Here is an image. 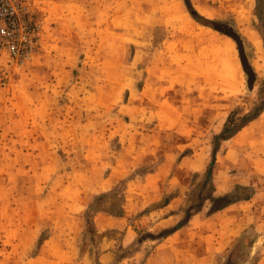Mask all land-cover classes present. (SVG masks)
Listing matches in <instances>:
<instances>
[{"label": "rangeland", "instance_id": "rangeland-1", "mask_svg": "<svg viewBox=\"0 0 264 264\" xmlns=\"http://www.w3.org/2000/svg\"><path fill=\"white\" fill-rule=\"evenodd\" d=\"M25 2L36 48L0 63V264H264V109L215 155L212 195L240 201L202 200L213 136L263 97L255 0Z\"/></svg>", "mask_w": 264, "mask_h": 264}, {"label": "built area", "instance_id": "built-area-1", "mask_svg": "<svg viewBox=\"0 0 264 264\" xmlns=\"http://www.w3.org/2000/svg\"><path fill=\"white\" fill-rule=\"evenodd\" d=\"M39 30L25 0H0V63L21 65L36 48Z\"/></svg>", "mask_w": 264, "mask_h": 264}, {"label": "trees", "instance_id": "trees-1", "mask_svg": "<svg viewBox=\"0 0 264 264\" xmlns=\"http://www.w3.org/2000/svg\"><path fill=\"white\" fill-rule=\"evenodd\" d=\"M255 15H257L258 19L261 20V15L264 14V0H255ZM257 31L259 32V34L261 35L263 42H264V31H261L259 29H257ZM263 97H260L259 103L256 105L255 108H253L248 114L244 115L243 117H241L239 119L238 123H235L233 117H234V113H230L226 119V121L223 124V127L220 131L219 134L213 136V148L211 151V160L209 162V164L206 167V170L204 172V180H203V187H206L208 184L211 186V175H212V167L215 161V155L219 149V143L221 141H225L228 140L230 138H232L235 134H237L244 126H246L249 122L253 121L254 119H256L261 112L264 109V93ZM213 188L212 186L210 187L209 192L207 193V195H205L202 200H208L210 202V208L208 210V213H213L216 211H219L221 209H224L225 207L229 206L230 204H233L237 201H240L239 198L235 197V191L221 195V196H213ZM253 193V192H252ZM251 193V195H252ZM106 195H101L95 198V202L102 198L105 197ZM249 196L245 197L244 200H248ZM190 210H188L186 212V220L187 221L190 216L191 213L189 212ZM196 211H199V209L196 208ZM121 210L118 209L117 211H115L114 215L119 216L121 215ZM183 223H179L175 229L179 228ZM174 230V229H173Z\"/></svg>", "mask_w": 264, "mask_h": 264}, {"label": "water", "instance_id": "water-1", "mask_svg": "<svg viewBox=\"0 0 264 264\" xmlns=\"http://www.w3.org/2000/svg\"><path fill=\"white\" fill-rule=\"evenodd\" d=\"M213 27H214V29H216L218 31H224V33L226 35L230 36L237 43L238 51H239V55H240V59H241V64H242V66H243V68L245 70L249 71L250 79H249V82H248V87L251 89L254 76L252 75V72H251L250 67L248 65V62H247V59L245 58V55L243 53V47H242V44H241V41H240L239 37L231 30H228V29H226V30L224 29L223 30V28L221 26H219V25H214Z\"/></svg>", "mask_w": 264, "mask_h": 264}, {"label": "bare ground", "instance_id": "bare-ground-1", "mask_svg": "<svg viewBox=\"0 0 264 264\" xmlns=\"http://www.w3.org/2000/svg\"><path fill=\"white\" fill-rule=\"evenodd\" d=\"M241 13H243V12H241ZM240 15H241V14H240ZM245 16H246V15H245ZM242 17H243V16H242ZM245 18H246V17H245ZM239 19H240V18H239ZM245 20H246V19H245ZM251 36H252V39H253V40H252V41H253V42H252L253 45L258 49L259 40L256 38L255 33L251 34ZM227 56H228V55H227ZM227 56H226V58H227V60H229L230 57H229V56L227 57ZM222 57H223V56H222ZM227 60H226V61H227ZM228 62H229L231 65H233L230 61H228ZM221 66L224 67V65H221ZM226 66H228V65L226 64ZM229 66H230V65H229ZM229 66H228L227 69L224 67V68L227 70V73H225L226 70H225V72H224V73H225V76L228 75V76H226V77H229V78L237 77V75L234 76L236 73H234V75L232 74L233 76H231V74H228V70H229V72H231L229 68H231V69L233 68V67H229ZM255 66L258 67L257 64H255ZM229 75H230V76H229ZM235 79H236V78H235ZM225 80H227V79L225 78ZM231 80H234V79H230L229 81L231 82ZM229 81H228V84L226 83L227 85H231V84H229ZM234 83H235V82H234ZM232 84H233V83H232ZM227 85H226V86H227ZM234 86H235V85H234ZM234 86H228V90H229V89H232L231 87H233V89L235 90V87H234ZM229 87H230V88H229ZM234 90H233V91H234Z\"/></svg>", "mask_w": 264, "mask_h": 264}, {"label": "crops", "instance_id": "crops-1", "mask_svg": "<svg viewBox=\"0 0 264 264\" xmlns=\"http://www.w3.org/2000/svg\"><path fill=\"white\" fill-rule=\"evenodd\" d=\"M258 119V117L256 119H254L253 121L249 122L246 126H244L237 134H239L242 130H244L249 124L255 122L256 120ZM244 204H246L245 202L244 203H239L238 205L241 207V208H244Z\"/></svg>", "mask_w": 264, "mask_h": 264}]
</instances>
